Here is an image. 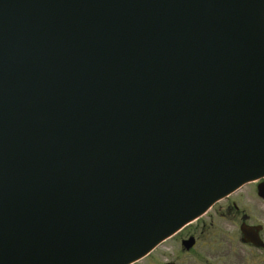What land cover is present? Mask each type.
Segmentation results:
<instances>
[{"label": "water", "instance_id": "95a60500", "mask_svg": "<svg viewBox=\"0 0 264 264\" xmlns=\"http://www.w3.org/2000/svg\"><path fill=\"white\" fill-rule=\"evenodd\" d=\"M263 177L264 0H0V264H130Z\"/></svg>", "mask_w": 264, "mask_h": 264}, {"label": "flooded vegetation", "instance_id": "af4514ba", "mask_svg": "<svg viewBox=\"0 0 264 264\" xmlns=\"http://www.w3.org/2000/svg\"><path fill=\"white\" fill-rule=\"evenodd\" d=\"M261 181L223 198L219 202H225L218 208L215 204L195 224L163 240L133 264H264V198L258 193ZM245 189L242 197H236Z\"/></svg>", "mask_w": 264, "mask_h": 264}, {"label": "rangeland", "instance_id": "374dc122", "mask_svg": "<svg viewBox=\"0 0 264 264\" xmlns=\"http://www.w3.org/2000/svg\"><path fill=\"white\" fill-rule=\"evenodd\" d=\"M247 189H248V188H247ZM247 189H245L244 191H242L241 194H240V195H237L236 197H242V196H243V192H246ZM224 202H225V201L217 202V203H216V206H217V205L220 206V205L223 204ZM218 206H217L216 208H218ZM207 218H208V217H207ZM207 218L204 217V219H207ZM192 224H195V223H192ZM192 224H191L190 226H192ZM191 228H192V227H191ZM187 231H188V230H187ZM186 233H187V232H186ZM186 233H185V234H186ZM165 245H166V244H165ZM165 245H164V246H165ZM164 246H163V247H164Z\"/></svg>", "mask_w": 264, "mask_h": 264}]
</instances>
